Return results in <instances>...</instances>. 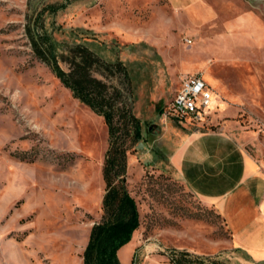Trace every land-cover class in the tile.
Listing matches in <instances>:
<instances>
[{
    "label": "rangeland",
    "instance_id": "1",
    "mask_svg": "<svg viewBox=\"0 0 264 264\" xmlns=\"http://www.w3.org/2000/svg\"><path fill=\"white\" fill-rule=\"evenodd\" d=\"M44 35L65 72L63 56L83 44L130 73L143 139L128 152L126 188L140 224L120 264H172V250L241 264L221 215L169 163L175 132L264 128V26L245 28L241 0H0V264H83L103 216L108 128L37 53L50 49ZM196 73L216 110L186 129L167 108Z\"/></svg>",
    "mask_w": 264,
    "mask_h": 264
},
{
    "label": "trees",
    "instance_id": "2",
    "mask_svg": "<svg viewBox=\"0 0 264 264\" xmlns=\"http://www.w3.org/2000/svg\"><path fill=\"white\" fill-rule=\"evenodd\" d=\"M39 37L50 49L44 55L38 51L37 43V53L41 58L47 57L45 63L62 85L76 100L101 116L108 128L103 216L91 230L83 264H120L118 251L131 241L140 224L137 204L126 188L128 152L143 139V123L133 111L134 91L129 70L122 61L107 62L85 45L77 44L69 47L62 58L70 67L65 72L58 65L53 41L45 35ZM169 255L172 264H206L205 259L188 252L172 250Z\"/></svg>",
    "mask_w": 264,
    "mask_h": 264
},
{
    "label": "crops",
    "instance_id": "3",
    "mask_svg": "<svg viewBox=\"0 0 264 264\" xmlns=\"http://www.w3.org/2000/svg\"><path fill=\"white\" fill-rule=\"evenodd\" d=\"M241 22L260 35L264 0H241ZM234 128L175 132L167 124L177 137L169 163L187 189L221 215L241 264H264V128L233 133Z\"/></svg>",
    "mask_w": 264,
    "mask_h": 264
},
{
    "label": "built area",
    "instance_id": "4",
    "mask_svg": "<svg viewBox=\"0 0 264 264\" xmlns=\"http://www.w3.org/2000/svg\"><path fill=\"white\" fill-rule=\"evenodd\" d=\"M213 90L201 73L185 75L167 108V114L177 123L202 127L209 123L213 109Z\"/></svg>",
    "mask_w": 264,
    "mask_h": 264
},
{
    "label": "bare ground",
    "instance_id": "5",
    "mask_svg": "<svg viewBox=\"0 0 264 264\" xmlns=\"http://www.w3.org/2000/svg\"><path fill=\"white\" fill-rule=\"evenodd\" d=\"M204 76H205V74H204Z\"/></svg>",
    "mask_w": 264,
    "mask_h": 264
}]
</instances>
